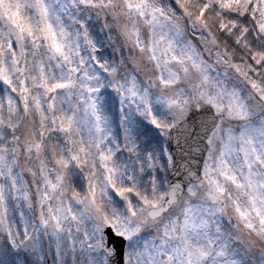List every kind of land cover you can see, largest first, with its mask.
Listing matches in <instances>:
<instances>
[{"label":"snow or ice","instance_id":"snow-or-ice-1","mask_svg":"<svg viewBox=\"0 0 264 264\" xmlns=\"http://www.w3.org/2000/svg\"><path fill=\"white\" fill-rule=\"evenodd\" d=\"M0 264H264V0H0Z\"/></svg>","mask_w":264,"mask_h":264}]
</instances>
